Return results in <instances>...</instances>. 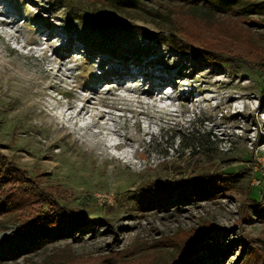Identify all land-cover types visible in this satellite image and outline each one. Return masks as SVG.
Instances as JSON below:
<instances>
[{"label":"rangeland","instance_id":"374dc122","mask_svg":"<svg viewBox=\"0 0 264 264\" xmlns=\"http://www.w3.org/2000/svg\"><path fill=\"white\" fill-rule=\"evenodd\" d=\"M255 2L232 19L206 0L122 9L111 0H0V155L42 180L74 221L38 246L36 224L19 231L36 200L25 214L1 212L0 264H58V255L68 264H264V203L252 201L264 199V72L195 58L177 33L182 24L211 47L259 60L264 0ZM55 52L69 56L64 67ZM154 70L168 80L164 91ZM86 91L111 111L99 126L65 129L46 112L80 107ZM99 138L126 146L107 155ZM221 172L232 177L222 187L210 180ZM187 189L204 192L192 199ZM193 231L204 234L181 259Z\"/></svg>","mask_w":264,"mask_h":264},{"label":"trees","instance_id":"16d2710c","mask_svg":"<svg viewBox=\"0 0 264 264\" xmlns=\"http://www.w3.org/2000/svg\"><path fill=\"white\" fill-rule=\"evenodd\" d=\"M111 1L115 8L122 9V7L135 0ZM255 1L257 0H206V2L211 5V8L217 13L228 14L232 19L238 16L245 17L248 14V12H246L248 9L257 7V2ZM260 5L263 6V4ZM169 20H171L170 17ZM232 22L235 24L237 23V21ZM178 26H180V28L177 33H181L183 37L186 38V43L184 45L192 51V55L195 58L199 59L202 56L212 55L220 57L225 61H229V63L232 61L235 65H247L252 69H256L258 73L264 72V58L255 60L254 57H249L242 53H233L217 47H211L212 44H207L205 41L201 42L199 41L201 39L191 36V31L187 30L186 34L183 30L182 24ZM233 27L234 26L232 25L229 28L231 32L234 31ZM165 30L169 31V28ZM179 45H182V43H179ZM211 178V182L221 187L232 179L231 175L223 174L222 172L211 176ZM166 187L171 192L177 191V193H180L182 191L181 185H179L178 182L168 181L166 182ZM203 192L204 191L202 190L187 189V197L198 199L202 196ZM56 197L58 196L54 195L52 189L43 187L42 180L32 178L28 171L22 170V168L8 157L0 155V213H11V215H13L15 212L18 215V212H20L25 214V211H28L27 206L31 204L32 201L36 200L37 202L33 205L34 207L31 210V214H34L35 216L22 223L19 227V231L21 233L28 232L29 227L32 224H36L40 229V235L37 240V244H39L38 246H42L50 239L65 234L67 229L71 228L74 224V221H72L73 217L71 218V216H67V214L60 212L63 209L57 204ZM163 197L164 200L168 198V196L164 194ZM252 201L258 205L264 203V199H262V201L253 199ZM57 209L59 210L56 212ZM49 211L56 214L51 218H47ZM258 211L263 212L262 208ZM13 217H15V215H13ZM203 234V232L196 234L193 231L192 234L185 236L184 240L181 242V247L184 252L181 259L202 238ZM32 248H28L27 250L29 251ZM55 261L58 264H68L67 261H64V257L59 255L56 256Z\"/></svg>","mask_w":264,"mask_h":264},{"label":"bare ground","instance_id":"6f19581e","mask_svg":"<svg viewBox=\"0 0 264 264\" xmlns=\"http://www.w3.org/2000/svg\"><path fill=\"white\" fill-rule=\"evenodd\" d=\"M54 55H55L54 56L55 59H53L52 62H54V63L56 62L59 66H62V67H64L67 64L69 56L66 57V56L59 55L58 52H55ZM151 63L152 62H149V64H151ZM61 70H62V68L59 69V72ZM123 70L124 69H122V71ZM122 71L121 70L120 71L119 70H115V71H112V74H111V71H108V74L114 76L115 77V81H118V82L121 83V82H124L126 80V78L121 73ZM127 74L129 75L127 77L130 78L131 77L130 74L129 73H127ZM177 75H178V72L176 73V76ZM102 76L103 75L101 74L98 77V79H100V77H102ZM151 77L163 81V83L158 86L159 89L164 91L167 88L166 84H167L168 80L166 78H163L164 74H156L155 70H154V71L151 72ZM106 85H109L110 88H111L112 82L111 81H107ZM120 88H121V86L117 87V89H120ZM142 97L143 96L141 95L140 97H138L139 98L138 100L137 99L136 100L133 99V100L135 102H137V103H142V100H141ZM96 100L97 99L95 97L91 96L90 91H86L84 95H80L77 98V102L81 103L80 107H79V105H77V103L76 104L75 103H70V104H67V105L58 104L57 106L50 108L49 111H46V112L49 113L50 115H52V118L54 120L57 119L60 122H62L63 123V127L65 129H68L69 127L70 128L72 127V129L74 131L81 130V129H84L85 131H88L92 127L94 128V127L99 126L101 123H103L104 120H106V117L111 114V111L107 112V111H104V109L102 110V108L100 106V103H98ZM161 100L163 101V99H161ZM245 105L249 107V104H245ZM259 107L260 106H258L257 109ZM83 117H85V118H83ZM79 119H82V121H84L81 126H78ZM118 130L119 129L115 130V128H114V130L112 131L113 133H111V134L112 135L114 134V135L117 136L118 135ZM151 131L150 130H146L144 133L145 134H153ZM101 134H102V132H98L96 135H93V136L95 138H98L99 135H101ZM128 137H131V135L130 136L128 135ZM257 137H258L257 138L258 141H263L264 142V135L261 132V128H260V130L257 131ZM96 143H97L98 146L101 147V145H102L104 147L102 149L105 152V154H107V155H110L112 150L119 151V150L123 149L126 146V143H122V142L106 143V141H104L102 138H99L98 142H96Z\"/></svg>","mask_w":264,"mask_h":264}]
</instances>
